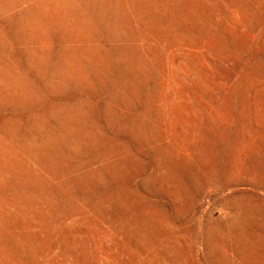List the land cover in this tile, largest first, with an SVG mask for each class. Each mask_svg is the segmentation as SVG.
Segmentation results:
<instances>
[{"label":"rangeland","instance_id":"rangeland-1","mask_svg":"<svg viewBox=\"0 0 264 264\" xmlns=\"http://www.w3.org/2000/svg\"><path fill=\"white\" fill-rule=\"evenodd\" d=\"M0 264H264V0H0Z\"/></svg>","mask_w":264,"mask_h":264}]
</instances>
